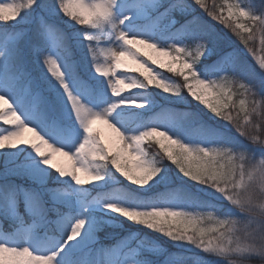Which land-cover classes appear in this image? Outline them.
I'll use <instances>...</instances> for the list:
<instances>
[{
    "label": "snow or ice",
    "instance_id": "1",
    "mask_svg": "<svg viewBox=\"0 0 264 264\" xmlns=\"http://www.w3.org/2000/svg\"><path fill=\"white\" fill-rule=\"evenodd\" d=\"M260 53L264 0H0V264H264Z\"/></svg>",
    "mask_w": 264,
    "mask_h": 264
},
{
    "label": "trees",
    "instance_id": "2",
    "mask_svg": "<svg viewBox=\"0 0 264 264\" xmlns=\"http://www.w3.org/2000/svg\"><path fill=\"white\" fill-rule=\"evenodd\" d=\"M259 7V4L257 5ZM214 24V26L216 27L217 31L221 32L222 34H225L228 38H230L233 42L235 47L237 48H241L243 49V45L236 39V37L228 30L225 29L222 25H219L218 23H216L215 21L212 22ZM255 47L257 49H259L260 45H259V39H257ZM260 54H264V53H260ZM245 58L247 59V61L251 64H253L255 66V61L252 59V57L250 55L247 54V52L245 51L244 53ZM258 67V66H257ZM165 76H170L171 78H173L177 83L181 84V86L183 87V78L179 77L178 75H174V74H169L167 73L166 70H162ZM183 95H185L189 101L188 104H176V105H172V107L181 110V111H192V110H196L197 109V103L193 100V98L191 96L188 95L186 90H183L182 92ZM159 112V109L156 110V112L154 113H150V116H153L152 114L156 115ZM96 130H98L102 136V130L100 128H97ZM151 147L155 150L158 151V146L156 145H151ZM118 179H120L119 174H116ZM122 180V179H120ZM125 184V183H124ZM118 186H122V185H118ZM95 194V193H93ZM5 226H7V228H9L8 224H4ZM129 227H135V226H130L128 224L127 221L123 222V229H128ZM106 231L108 232H117L121 237L127 235V232L122 230V228L120 226H117L115 228H107ZM140 234L144 235V234H149V235H153L155 236L154 233H147L146 229H141L140 230ZM104 232L99 233V238L103 241L104 240ZM160 240V242L164 245V247L167 249L168 252L170 253H188L191 254L190 249L191 246H187L185 248H177L173 245V243L171 241H167L162 237L158 238ZM163 257H161L162 259Z\"/></svg>",
    "mask_w": 264,
    "mask_h": 264
},
{
    "label": "rangeland",
    "instance_id": "3",
    "mask_svg": "<svg viewBox=\"0 0 264 264\" xmlns=\"http://www.w3.org/2000/svg\"><path fill=\"white\" fill-rule=\"evenodd\" d=\"M142 48V50L148 54H152L151 53V50L149 49H146V48H143V46H140ZM126 63H129L131 64L132 62L131 61H125ZM155 67V66H154ZM157 71H160L162 72V74L164 75L162 69H159V68H156ZM138 75V73H137ZM173 79V78H171ZM174 80V79H173ZM195 101V100H194ZM196 102V101H195ZM198 104V102H196ZM201 108L203 106H200ZM205 112H207L208 110L207 109H204ZM208 115L211 116L212 114L210 112H208ZM94 127H97V128H100L102 130V137L107 141L109 139H111L113 137V133L111 132L110 129L107 128L106 125L104 124H101L99 122H97ZM21 139H24V140H34V137H33V134L28 131V130H25L23 133H22V136H21ZM53 162L55 163H58V164H61V165H64V166H67L70 164V161L68 160L67 157H64V156H61L59 154H56L54 157H53ZM120 178H123V177H120Z\"/></svg>",
    "mask_w": 264,
    "mask_h": 264
}]
</instances>
